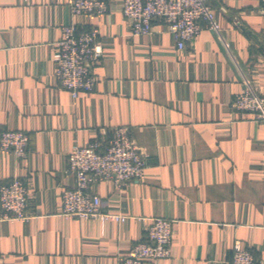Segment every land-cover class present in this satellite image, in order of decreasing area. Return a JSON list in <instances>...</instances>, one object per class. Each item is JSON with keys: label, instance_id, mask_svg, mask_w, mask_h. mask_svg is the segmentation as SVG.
Masks as SVG:
<instances>
[{"label": "crops", "instance_id": "0c3cea01", "mask_svg": "<svg viewBox=\"0 0 264 264\" xmlns=\"http://www.w3.org/2000/svg\"><path fill=\"white\" fill-rule=\"evenodd\" d=\"M69 1L0 0V130L30 137L23 159L0 150V184L21 178L31 191L29 220L0 218V264H117L154 217L173 220V240L171 255L149 264H232L237 241L264 264V123L232 107L248 82L264 95V4L207 0L218 30L180 50L161 22L133 34L124 0L77 16ZM71 23L97 27L103 47L94 90L76 99L55 75ZM118 125L143 149L145 178L92 191L127 218L63 216L69 152Z\"/></svg>", "mask_w": 264, "mask_h": 264}, {"label": "built area", "instance_id": "2783aa9c", "mask_svg": "<svg viewBox=\"0 0 264 264\" xmlns=\"http://www.w3.org/2000/svg\"><path fill=\"white\" fill-rule=\"evenodd\" d=\"M264 4V0H260ZM73 15L104 14L108 10L105 0H70ZM123 15L133 34H149L153 23L165 24L173 33L177 46L186 43L205 28L218 30L214 13L207 0H124ZM59 53L55 60V75L61 88L71 92L74 99L81 92L95 88L94 66L103 57L100 32L97 27L82 28L76 23L61 28ZM238 93L232 107L251 113L264 123V95L248 82ZM29 135L21 130H0V150L12 152L17 158L27 156ZM69 171L75 176V186L62 193L61 214L67 218L125 221L127 216L103 210L99 195L92 186L109 180L118 187L131 181H143L147 161L143 149L131 135L128 125L113 128L106 139H96L85 146L75 145L68 154ZM29 181L14 178L0 184V218L8 221H27L31 218ZM173 240V220L151 218L145 240L134 244L130 252L119 256L117 264H149L152 260L168 258ZM232 264H257L253 253L237 241L233 246Z\"/></svg>", "mask_w": 264, "mask_h": 264}]
</instances>
